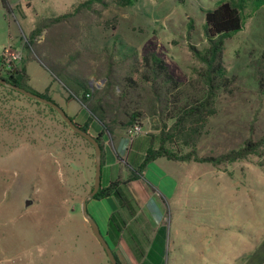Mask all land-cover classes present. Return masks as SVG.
<instances>
[{
	"label": "rangeland",
	"instance_id": "obj_1",
	"mask_svg": "<svg viewBox=\"0 0 264 264\" xmlns=\"http://www.w3.org/2000/svg\"><path fill=\"white\" fill-rule=\"evenodd\" d=\"M80 1L28 0L21 2V9L10 5L11 11L0 1V55L5 48L24 46L40 16L69 11ZM220 1L136 0L127 6L110 1L101 12L103 23L91 27L84 46L103 51L116 43L118 58L133 50L140 55L156 50L177 78L187 80L202 65L189 43L207 45L205 11ZM113 19L116 27L111 26ZM243 23L225 39L223 53L227 73L236 77V91L218 93L217 110L208 117L198 142L201 155L238 148L249 135L257 140L264 132V92L259 93L256 80L264 70V4L247 0ZM23 53L24 60H17L29 74L32 91L48 88L51 98L73 115L80 102L68 99L62 83L40 61ZM91 82L101 86L105 81ZM60 116L23 96L0 101V252L7 264H111L81 206L95 181L93 143ZM157 124L156 118L144 121L145 128L153 130ZM166 163L167 158H160L158 166ZM188 164L199 169L205 162L191 159L182 165ZM206 164L205 185L197 182L188 196L182 189L174 197L168 193L163 197L172 220L167 224L165 264H264V155L249 154L218 167ZM118 166L126 178L131 172L128 163ZM117 170L104 166L103 181ZM215 173L221 176L219 183L211 177ZM96 218L103 225L99 214ZM135 221L138 231L154 234L146 215L140 213ZM115 248L122 264H127Z\"/></svg>",
	"mask_w": 264,
	"mask_h": 264
},
{
	"label": "trees",
	"instance_id": "obj_2",
	"mask_svg": "<svg viewBox=\"0 0 264 264\" xmlns=\"http://www.w3.org/2000/svg\"><path fill=\"white\" fill-rule=\"evenodd\" d=\"M110 1L127 6L136 0H81L69 11L42 15L28 33L23 50L25 54L29 53V59L40 61L62 83L68 99L80 102L77 111L70 116L100 142L102 169L106 165L119 169L107 181H103L102 172V183L94 195L97 199L116 197L117 207L112 209L106 221L105 233L119 264L122 262L115 248L117 245L127 264H165L167 226H159L152 235L146 229L140 232L135 227L134 230L132 221L138 222L140 207L128 183L137 179L138 173L161 156L219 165L232 163L249 154L264 155V132L257 140L249 135L240 147L217 155H201L197 151L208 117L217 110L218 93L223 91L234 95L236 91V77L227 73L223 53L225 39L243 27L247 0H223L205 11L207 45L199 48L196 43H189L202 65L187 80L177 78L156 50L146 51L142 55L139 50H133L118 58L116 43L103 51L84 46L91 27L103 23L101 12ZM254 2L264 4V0ZM2 3L7 11L13 10L8 0H2ZM111 22V26L116 27L115 19ZM105 23L109 24L108 21ZM40 34L43 36L39 39ZM9 37L11 39V35ZM21 59L24 60V55ZM0 76L32 90L24 64L21 65L18 60L7 62L4 53L0 55ZM92 78L105 79V82L101 86L96 85L91 82ZM256 80L259 93H263L264 70L257 73ZM40 93L52 99L48 88ZM10 96H23L60 116L49 104L0 82V101L7 103ZM148 117L158 121L154 127L156 132L149 133L150 146L140 163L127 162L132 168L124 178L118 166L120 162L106 161L109 133L116 127L128 129L135 124L142 128ZM183 146H188V149L182 151ZM123 238L127 245L122 243Z\"/></svg>",
	"mask_w": 264,
	"mask_h": 264
},
{
	"label": "crops",
	"instance_id": "obj_3",
	"mask_svg": "<svg viewBox=\"0 0 264 264\" xmlns=\"http://www.w3.org/2000/svg\"><path fill=\"white\" fill-rule=\"evenodd\" d=\"M0 1L3 6L2 0ZM30 1L31 0H29V2ZM8 2L10 5H18L20 9L23 7V4L18 2L16 3V1L8 0ZM3 8L6 9L4 6ZM20 45L21 44H19V47ZM19 49H24V46L22 45V47H20ZM22 55H24V53ZM26 58L28 57L26 56ZM151 132H156V130L145 128V126H143L139 134L131 136L130 134H128L127 129L118 127L114 128L111 133H109V138L107 140L109 144V152L106 161L140 163L148 146H150L151 136L149 133ZM163 157L168 159V163H166L168 165H166L164 168H160V166H158L159 159ZM170 160H172L174 163H177L178 165H174V163L171 164L169 162ZM187 161L188 160H174L166 156L158 157L157 159L150 162L149 165L144 168L142 173H138L139 176L137 179H132L128 183L129 188L134 193L138 201V205L140 207L139 214L143 213L148 217L150 223L153 225V227H155L154 233L159 226H167L168 222H170V224L172 223V220L170 221L171 215L168 214V211L166 210V206L164 204L165 201L163 197L165 193H168L170 196L174 197L177 195L179 190L181 191L183 189V193L188 196L190 195V189L197 185V182L199 184V187L206 184L208 174L207 168L209 167L206 164L207 162H205V164H202V166H199V169H194L192 167L193 165L191 164L182 165ZM212 166L218 167L220 166V164H212ZM129 167L132 168L131 166ZM195 170L197 171L195 172ZM211 177L215 181H217V183H219V179L221 178V176L217 175L216 173ZM88 207L91 212L93 211L92 213L95 217L96 214H99L101 216L100 219L102 220L103 225H101L98 221L97 222L99 223L102 231L105 233L107 228L106 221H108L112 209L117 207L116 197L108 196L96 199L92 202V204L88 202ZM94 211L96 212V214ZM188 213L190 212H186L187 215ZM167 234L168 236L166 241V248L168 247V241L170 239L168 227ZM121 241L124 245H127L124 238ZM131 257L133 258V255Z\"/></svg>",
	"mask_w": 264,
	"mask_h": 264
},
{
	"label": "water",
	"instance_id": "obj_4",
	"mask_svg": "<svg viewBox=\"0 0 264 264\" xmlns=\"http://www.w3.org/2000/svg\"><path fill=\"white\" fill-rule=\"evenodd\" d=\"M103 80L105 81V79ZM0 82L5 84L6 87L13 88L15 90L24 93V95L26 96L38 99L43 103L49 104L60 113L61 117L69 124V127H71L74 131L80 133V135H82L83 137H85L86 139H88L90 142L93 143L92 145L94 146L95 149V162H96L95 181L93 182L91 190L84 196L83 201L81 202L82 212L84 217L87 219V222L90 224L92 231L96 235L97 240L105 249L111 264H119L117 260L118 258L116 257L114 250L111 244L109 243L108 238L106 237V234L102 231L99 223L97 222L96 217L89 210L88 207L89 199L93 197L96 194V192H98L100 185L102 183V150H101L100 142L93 134L82 129L72 119V117L61 107V105L57 103L55 100L46 98L41 93L27 89L23 85L12 82L3 76H0Z\"/></svg>",
	"mask_w": 264,
	"mask_h": 264
},
{
	"label": "built area",
	"instance_id": "obj_5",
	"mask_svg": "<svg viewBox=\"0 0 264 264\" xmlns=\"http://www.w3.org/2000/svg\"><path fill=\"white\" fill-rule=\"evenodd\" d=\"M23 1H26L28 2V0H16V3H21ZM11 47H8V49L5 48V50L3 51V53L5 54V57H6V61L7 62H11L12 60H17V59H21L22 57V50L20 49H16V48H13ZM142 128L140 125H133L131 127H129L127 129L128 131V134H130L131 136H134L135 134H139L141 132ZM0 264H7L6 262V259L3 257V255L1 254L0 252Z\"/></svg>",
	"mask_w": 264,
	"mask_h": 264
},
{
	"label": "flooded vegetation",
	"instance_id": "obj_6",
	"mask_svg": "<svg viewBox=\"0 0 264 264\" xmlns=\"http://www.w3.org/2000/svg\"><path fill=\"white\" fill-rule=\"evenodd\" d=\"M113 248V247H112ZM114 250V249H113ZM115 253V252H114Z\"/></svg>",
	"mask_w": 264,
	"mask_h": 264
}]
</instances>
